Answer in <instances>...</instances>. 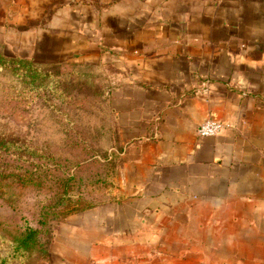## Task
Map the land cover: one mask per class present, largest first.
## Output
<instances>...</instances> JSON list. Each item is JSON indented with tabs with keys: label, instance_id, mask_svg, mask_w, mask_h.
Segmentation results:
<instances>
[{
	"label": "crops",
	"instance_id": "1",
	"mask_svg": "<svg viewBox=\"0 0 264 264\" xmlns=\"http://www.w3.org/2000/svg\"><path fill=\"white\" fill-rule=\"evenodd\" d=\"M0 32L93 79L120 160L30 264H264V0H0Z\"/></svg>",
	"mask_w": 264,
	"mask_h": 264
},
{
	"label": "rangeland",
	"instance_id": "2",
	"mask_svg": "<svg viewBox=\"0 0 264 264\" xmlns=\"http://www.w3.org/2000/svg\"><path fill=\"white\" fill-rule=\"evenodd\" d=\"M28 56L26 42H0V138L8 139L0 149V258L9 264L42 259L65 215L110 198L119 166L93 118L102 117L93 79L71 63ZM29 227L41 243L17 257L16 238Z\"/></svg>",
	"mask_w": 264,
	"mask_h": 264
},
{
	"label": "trees",
	"instance_id": "3",
	"mask_svg": "<svg viewBox=\"0 0 264 264\" xmlns=\"http://www.w3.org/2000/svg\"><path fill=\"white\" fill-rule=\"evenodd\" d=\"M3 61L7 64H11L14 66V64H21L24 63V60H14V59H10V60H6L3 59ZM26 65L30 68H36L35 65L33 64L32 60L27 61L26 60ZM7 138H0V149H2L7 142ZM120 162V160H119ZM105 201V200H104ZM96 206V205H95ZM94 205H92V203H90L89 205L80 208L79 210H75L73 212H70L69 214L65 215V217H67L68 215L74 213V212H78V211H83L86 209H90L95 207ZM39 237V229L36 227H29L27 228L23 234H21L19 237L16 238V246L13 249V254L16 255L17 257H26L29 252L36 247L37 245H40L41 241L38 238ZM45 249V248H44ZM47 256V248L44 250V257ZM0 264H9V260L8 257H1L0 258Z\"/></svg>",
	"mask_w": 264,
	"mask_h": 264
},
{
	"label": "built area",
	"instance_id": "4",
	"mask_svg": "<svg viewBox=\"0 0 264 264\" xmlns=\"http://www.w3.org/2000/svg\"><path fill=\"white\" fill-rule=\"evenodd\" d=\"M225 128V124L209 118L202 122L198 127V135L201 137H210L219 134Z\"/></svg>",
	"mask_w": 264,
	"mask_h": 264
}]
</instances>
